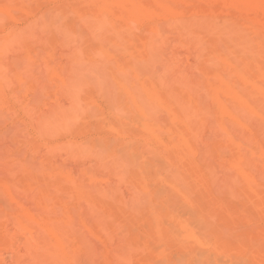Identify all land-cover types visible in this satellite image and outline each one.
I'll return each instance as SVG.
<instances>
[{
	"label": "bare ground",
	"instance_id": "6f19581e",
	"mask_svg": "<svg viewBox=\"0 0 264 264\" xmlns=\"http://www.w3.org/2000/svg\"><path fill=\"white\" fill-rule=\"evenodd\" d=\"M51 1L0 0V264H264V0Z\"/></svg>",
	"mask_w": 264,
	"mask_h": 264
},
{
	"label": "rangeland",
	"instance_id": "374dc122",
	"mask_svg": "<svg viewBox=\"0 0 264 264\" xmlns=\"http://www.w3.org/2000/svg\"><path fill=\"white\" fill-rule=\"evenodd\" d=\"M55 2V3H54ZM62 2V3H61ZM65 2H72V0H57V1H51V3L49 2H47V4L45 3V4H42L40 7H39V10L37 11V13H40V12H43V11H45L46 9H48V8H50V9H52L53 11H54V7H59L61 4H63V3H65ZM51 4V5H50ZM30 16H27V17H23V18H26V20L27 21H29L32 17H30ZM20 19V18H19ZM10 20V21H8V23H7V28H10V27H21V26H23V24H24V22L26 23V20H23V22H22V20ZM22 19V18H21ZM21 21V22H20ZM11 22H13V24H11ZM6 26H5V29H6ZM143 26H144V24H143ZM146 26V25H145ZM185 52H186V54H187V51H183V53L185 54ZM182 53V52H181ZM182 53V54H183ZM58 56H56V61L58 60V61H63L64 60V56L60 53H58L57 54ZM188 55H185V57H187ZM187 58H189V59H191L190 60V62H194V59H193V57L191 58V56L189 55V57H187ZM193 60V61H192ZM25 94L23 95V101L24 102H30L31 100L33 101L34 99H35V96H37L36 94H34L35 92H32V91H25L24 92ZM27 97V98H26ZM24 98H25V100H24ZM50 99V98H49ZM48 99V100H49ZM31 101V102H32ZM1 113H7L8 114V116H7V114H3L4 116H1ZM20 113V114H19ZM10 114V115H9ZM11 114L12 113H9V112H7L6 110L5 111H3V112H0V117L1 118H6V120L4 121V119H3V121L4 122H2L1 124H0V130H2V128H3V130L2 131H0V136L4 133V135L6 134V133H9V135H7V136H10V134L12 135V137L10 136V137H6V135L4 136L3 135V138H4V140H3V143L5 144H3L2 143V145L1 146H3L4 145V147H10L9 149H6V148H2L1 147V149L2 150H10L11 149V151H8V153H10V152H12L13 150L15 151L18 147H19V149L18 150H21V153L20 152H16V151H18V150H16L15 152H16V154L17 153H20V154H24V155H22L24 158L25 157H28V158H30V159H34L35 160V162L37 161V159L39 158V160H40V158L44 155V153H45V151H46V149L44 148V146H39L38 147V149L36 148V150H35V148H33V147H29V145L27 144V143H24L25 141H24V139H25V137H26V140H30L31 138H33V137H35V135L33 136L32 134H34L33 132V129L31 130V127L29 126L30 124H29V122H28V119H27V117L25 116L24 118H22L23 116H24V114L22 115V112L18 109V112H17V114H18V116L20 117V118H17V116H15L14 114H12L13 115V117L11 116ZM21 115V116H20ZM0 118V122L2 121V119ZM23 119L25 120V121H23ZM167 118H165V120H166ZM7 121V122H6ZM20 121V122H19ZM22 122H24V123H22ZM168 121L166 120V123H167ZM26 123V124H25ZM4 124V125H3ZM24 124V125H23ZM20 125V126H19ZM29 126V127H28ZM15 127V128H14ZM28 127V129H26ZM17 128V130L20 132H18V131H15V130H13V129H16ZM26 129V130H25ZM13 131L12 133L10 132V131ZM8 131V132H7ZM17 132V133H19V136H20V138L22 139L23 137H24V139H22V141H24L23 143L21 142L20 143V141L21 140H15V139H17V138H15L14 137V133L15 132ZM33 131V132H32ZM6 132V133H5ZM32 133V134H31ZM93 134V136H95L96 134H95V132H93L92 133ZM91 134V135H92ZM28 137V138H27ZM76 137V136H75ZM74 137V138H75ZM110 137H112V136H110ZM5 138H7L6 140H5ZM13 138H15V139H13ZM30 138V139H29ZM83 137H80V136H77V138H75V139H82ZM19 142V143H18ZM27 142V141H26ZM20 144H21V146H20ZM27 144L28 146H25V145ZM18 146V147H17ZM14 148V149H13ZM21 148V149H20ZM31 148V149H30ZM5 150V151H6ZM4 151V152H5ZM12 152V154H15V152ZM7 154V153H6ZM59 158L57 159V161H58V163L59 164H62L66 169H70V170H72V172H74V173H77V171H79L80 170V168L81 167H83L84 166V162L83 161H80V160H75V159H72V158H68L67 159V157H66V155H64V154H62V155H60V156H58ZM27 158V159H28ZM65 162V163H64ZM67 164V165H66ZM159 185V184H158ZM125 187L124 186H122V189H123V191H125L124 193L128 196V195H130V192H129V190L127 189V191H126V189H124ZM262 224H264V220H262ZM247 224V227L249 228V227H251L252 226V224H248V223H246ZM246 224H242V225H244L243 227H241V228H243L244 229V227L245 228H247L245 225ZM241 225V226H242ZM249 225V226H248ZM174 251V252H173ZM3 252V253H2ZM178 252V253H177ZM177 254H181V253H179V251L178 250H172L170 253H169V256L172 258H170L171 260H174V261H176L175 260V258L177 259V258H179V255H177ZM213 255V254H212ZM14 253L11 251V250H8V251H6V250H2L1 251V258L7 263V264H12L13 262H14V260H15V258H14ZM214 256V255H213ZM87 260L89 261V263L90 264H92L93 262H92V260H89V259H86V263L85 264H89L88 262H87ZM102 260L104 261L105 260V258L104 257H101L100 258V260L98 259V261L96 260V262H98V263H101L102 262ZM11 262V263H10ZM92 262V263H91Z\"/></svg>",
	"mask_w": 264,
	"mask_h": 264
}]
</instances>
